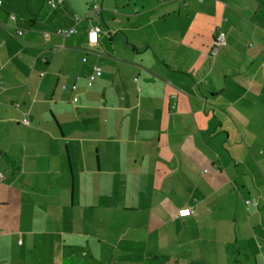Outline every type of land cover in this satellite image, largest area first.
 <instances>
[{
	"label": "crops",
	"instance_id": "0c3cea01",
	"mask_svg": "<svg viewBox=\"0 0 264 264\" xmlns=\"http://www.w3.org/2000/svg\"><path fill=\"white\" fill-rule=\"evenodd\" d=\"M49 1L0 0V264H264V0Z\"/></svg>",
	"mask_w": 264,
	"mask_h": 264
},
{
	"label": "built area",
	"instance_id": "2783aa9c",
	"mask_svg": "<svg viewBox=\"0 0 264 264\" xmlns=\"http://www.w3.org/2000/svg\"><path fill=\"white\" fill-rule=\"evenodd\" d=\"M63 0H50L49 5L51 8L55 9L58 6L62 4ZM93 9L96 10L98 7L95 5L93 6ZM14 17L11 16V19ZM76 32L74 28H70L67 30H58L57 33L63 37H67L70 35H73ZM98 28H92L88 32V44L90 47H93L97 43V38H98ZM18 35H22L23 32L19 31L17 33ZM94 37V38H93ZM226 45V35L223 31L218 30L215 37H214V42H213V48H212V54L216 55L220 49H222ZM262 74L264 75V68L262 71ZM102 75L101 69L99 67H94L92 73L87 77V87H91L95 79L99 78ZM72 89H75L73 86ZM26 124H28V121H25ZM2 179V176L0 175V181ZM245 206H257V202L255 200H246L244 201ZM192 211L188 208L183 209L178 212V216L180 217H185L191 215Z\"/></svg>",
	"mask_w": 264,
	"mask_h": 264
},
{
	"label": "snow or ice",
	"instance_id": "6c2138e0",
	"mask_svg": "<svg viewBox=\"0 0 264 264\" xmlns=\"http://www.w3.org/2000/svg\"><path fill=\"white\" fill-rule=\"evenodd\" d=\"M94 38V37H93Z\"/></svg>",
	"mask_w": 264,
	"mask_h": 264
}]
</instances>
